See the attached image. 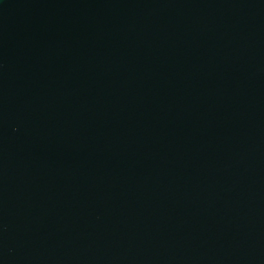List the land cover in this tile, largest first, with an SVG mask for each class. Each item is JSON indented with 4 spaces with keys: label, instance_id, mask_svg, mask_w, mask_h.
<instances>
[{
    "label": "water",
    "instance_id": "1",
    "mask_svg": "<svg viewBox=\"0 0 264 264\" xmlns=\"http://www.w3.org/2000/svg\"><path fill=\"white\" fill-rule=\"evenodd\" d=\"M0 264H264V0H0Z\"/></svg>",
    "mask_w": 264,
    "mask_h": 264
}]
</instances>
